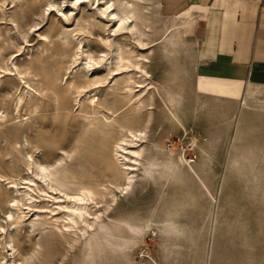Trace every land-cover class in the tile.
<instances>
[{"label": "rangeland", "instance_id": "1", "mask_svg": "<svg viewBox=\"0 0 264 264\" xmlns=\"http://www.w3.org/2000/svg\"><path fill=\"white\" fill-rule=\"evenodd\" d=\"M68 1L14 0L7 30L0 13V113L7 120L0 124V151L9 153L0 156V170L17 180L27 176L22 154L29 153L46 163L60 158L53 170L54 177L63 180V184L52 182L57 187L55 199L40 192L45 198L33 203L46 206L42 209L47 212L54 209L51 214L58 221L43 211L36 228H44L36 238L23 221L12 238L15 263L264 264V93H257L247 110H240L239 103L236 109L197 108V97L191 103L185 99L190 93L178 91L189 79L191 62L186 51L179 46L178 56L174 52L169 56L161 45L153 46L146 69L153 82L154 104L138 121L146 130L142 161L152 155L157 165L148 175L134 170L127 193H120L116 183H121V177L112 178L103 165L110 155V141L97 129L104 130L108 122L114 126L113 118L122 120L127 112V97L121 89L125 75H116L117 83H93L104 76L100 74L102 56L116 51L101 41L104 21L98 11L85 1L81 11L70 12ZM148 3L149 42L159 38L171 17L160 13L157 0ZM74 24L83 28L78 35L81 44L71 36L77 28ZM193 31L188 26L185 37ZM127 35L118 36L124 53L133 50L125 46ZM81 49L91 57L89 71L78 68L79 60L73 62V52ZM11 63L26 70L23 76L40 93L39 108L31 114L21 107L14 111L16 95L8 87L17 78ZM52 81L58 98L47 88ZM79 83L84 86L78 87ZM169 91L182 100L177 110L182 122L174 120L164 105ZM92 106L99 112L85 113L84 108L90 111ZM91 181L103 182L110 192L94 197L101 201L87 209L99 211L87 231L69 242L72 233L62 225L66 209L58 203L63 205L64 193L72 194L80 183ZM10 198L9 189L0 196V224H5ZM147 220L150 230L143 231L139 225ZM104 229L110 234L103 235ZM33 240L38 243L34 245Z\"/></svg>", "mask_w": 264, "mask_h": 264}, {"label": "bare ground", "instance_id": "2", "mask_svg": "<svg viewBox=\"0 0 264 264\" xmlns=\"http://www.w3.org/2000/svg\"><path fill=\"white\" fill-rule=\"evenodd\" d=\"M62 1L65 2V0ZM85 1H88L90 5L98 11V14L102 17L101 20L104 21V26L102 27L105 34L103 37H101V41L104 43V45H107L114 51H116L109 56H105L102 54V61L100 62L102 69L100 74L103 75L102 73H104V76L99 79L93 80V83H100L103 81L108 83H110L111 81L115 82L116 75L122 73H124L125 75L123 76L124 80H122L123 84L121 86V89L127 97L126 101L129 105L127 112H124L125 114L122 113L124 114L122 120L113 118V120L115 121V125L113 124L114 126H112V123L108 122V124L105 123L106 128H104V130H97L101 134L105 135V137L107 136V139H109L108 141H110L108 142L110 144L107 145H109L111 151L110 155H108L107 159H105V163L103 162L104 168L110 171V175L112 176V178H116L117 176L121 177L122 181L121 183H116V187L117 189H120V193H127L128 189L134 181V176L132 173L134 172V170L142 169V171L148 175L157 165V162L152 157V155L147 158L146 162L142 161L144 151L143 141L146 138V130L145 127L141 125V123L139 124L138 121V118H140L139 115L143 111L149 112L152 108V105L154 104L150 98V95L154 88L153 82L150 79L151 76L149 71L146 69V64L149 61V54L152 53V47L155 45H161L166 54H168L169 56L173 55L174 53L176 55L179 46H181L187 52L189 48L188 44L190 43H187L188 41L185 37V29L188 28L189 24H191L192 21H195V19L194 15L191 13V9H187L177 17H171L170 19H168V21L163 25V31L159 38L148 42V37L150 35L149 33L151 32L150 29H152L149 23L151 16L150 18L148 16V13L150 11L148 0H69V11L72 12L75 8H78L81 11V4H83V2ZM141 1L145 2L141 3ZM13 3L14 0H0L1 23H3V26L6 30L7 25L11 23V19L8 17L9 5ZM193 7L194 6L192 5V8ZM152 13H150V15ZM140 15L141 21L138 22L137 18H139ZM84 20L85 19H83V21ZM80 24H74L77 26V28L71 30V36L72 38L74 37L75 40H77V44L82 43L80 39H78V35L80 32H82L83 29ZM124 34L129 35V37H127L128 43H125V46L133 49L129 51H135V53H133L132 55L130 54L132 52L129 51V53L127 51L125 53L122 52L123 46L121 45L123 43L118 41V36H124ZM82 49L81 51L73 50V62H78L79 60L78 68L82 67V69H86V71H89L92 64V62H90L91 57H89V54L84 55L85 52L83 54ZM100 51L104 52L105 50L100 49ZM79 52L81 54H79ZM16 63L11 64L12 67L16 70L13 75H15V77L17 78V82L15 84H11L10 87H8L11 90H14L16 95L14 111L18 110V108L21 107L27 110L26 115L31 114L39 108L40 93L37 89L28 84V81L23 76V73L26 70L18 69ZM6 69L9 68H4V70ZM71 81L73 82V80ZM54 83L55 82L52 81L50 82V84H47V88L56 95V98H58V91ZM77 85L78 87L84 86V84L82 85L80 83ZM77 85L75 86V89H78ZM198 85L200 88L206 87L209 90H226V92L234 93V95H237L239 93L235 91L237 90L235 86L229 85L228 83L216 82L214 80H199ZM88 86L90 85L88 84ZM246 87V94L242 95L239 99L240 110H247V108L251 106V102L253 103V101L251 100L254 98V96H256L257 93H264V84L249 82L247 83ZM80 89L81 88H79V90ZM169 93L170 95L167 94L168 97L166 98L168 99L169 105L166 100H163L164 105L168 110H171L170 112L174 120L182 122L183 120L178 116L177 113L178 108H180L179 106L182 105V100L180 97H177L175 91H169ZM77 94L79 96V92H77ZM94 106L90 107V111L87 107H85V113L99 112V108L97 109ZM119 109H121V106L117 107V112L119 111ZM238 109L235 110V115H237L240 111ZM127 115L130 117L129 119H127ZM3 118V115L0 113V124L7 121L3 120ZM103 125L104 124H102V128ZM107 125H110L111 127H108ZM110 130L112 131L110 132ZM26 136L24 137V141H27ZM1 151V157H5L9 154L7 151ZM22 155L24 156L23 166L27 176L17 180L4 171L0 170V196L5 193L6 189H9L11 193V198L7 201L8 210L6 211V214L4 216L5 224H0V254L1 252H4L0 257V264H16L14 259L15 246L12 238L14 237V233H17L21 230V224L23 223V221H25L26 231L28 233H35L36 238L39 235L40 230L44 228L43 226L36 228V226L40 224L38 222L41 216H43V211H45L47 214L49 212V215L52 217L54 222L58 221L59 218L51 214L55 211L54 209L49 208L47 212L45 209H42L46 206L36 205L33 203H36L39 199H43L42 197L44 196H42L40 192L46 194V197L51 200L56 198L54 192H56L57 187L52 182L63 184V180L60 177H54L56 171L53 170V167L54 165H56V160H59L60 158L53 160L51 163H46L34 159L29 153H24ZM177 158L182 161L181 154H178ZM176 161L178 160L176 159ZM91 182L92 183L87 184L80 183L81 185L79 187H76V191L72 194L64 193L65 199L63 200V205L58 203L59 206L66 209V212L64 213L65 217H62V221L65 220L66 223L64 222L62 225L72 233L71 237H69L68 239L69 242L75 240L80 232L83 233L87 231L88 226L92 223L91 220L93 219V215H96L99 211L98 209H96L95 212H91L89 209H87L90 203H94L93 205H96L101 201L99 199L96 200L94 197L107 196L110 192L103 182ZM164 219L167 220L166 218ZM150 227V220H147L139 225V228L143 231H149ZM7 234L9 235L7 236ZM108 234H110V231L108 229H104L103 235ZM36 243H38V241L33 240V244L35 245Z\"/></svg>", "mask_w": 264, "mask_h": 264}, {"label": "crops", "instance_id": "3", "mask_svg": "<svg viewBox=\"0 0 264 264\" xmlns=\"http://www.w3.org/2000/svg\"><path fill=\"white\" fill-rule=\"evenodd\" d=\"M157 1L160 13L169 17L187 9L194 15L189 24L194 31L186 37L189 79L178 90L190 93L186 100L193 103L197 97V108L236 109L247 83L264 84V0ZM199 80L228 83L239 93L200 88Z\"/></svg>", "mask_w": 264, "mask_h": 264}]
</instances>
